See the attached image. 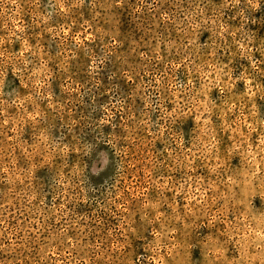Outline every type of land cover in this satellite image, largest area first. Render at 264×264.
Listing matches in <instances>:
<instances>
[{"label": "rangeland", "instance_id": "obj_1", "mask_svg": "<svg viewBox=\"0 0 264 264\" xmlns=\"http://www.w3.org/2000/svg\"><path fill=\"white\" fill-rule=\"evenodd\" d=\"M262 161L264 0H0V264H264Z\"/></svg>", "mask_w": 264, "mask_h": 264}, {"label": "clouds", "instance_id": "obj_2", "mask_svg": "<svg viewBox=\"0 0 264 264\" xmlns=\"http://www.w3.org/2000/svg\"><path fill=\"white\" fill-rule=\"evenodd\" d=\"M186 46L187 45H185V47ZM204 150L207 151V148H205ZM262 164H264V161H262ZM262 174H264V172H262ZM195 195H196V193H193V196H195ZM193 207H195V205H193ZM172 218L175 219V216L173 215ZM168 235H169L168 231L162 230L163 239L159 243L154 242V251H155V254L157 256H159V254H160L159 253V248L164 246V242L167 240ZM169 243H170V241H169ZM169 251H171V249H169ZM141 264H143L142 261H141Z\"/></svg>", "mask_w": 264, "mask_h": 264}]
</instances>
